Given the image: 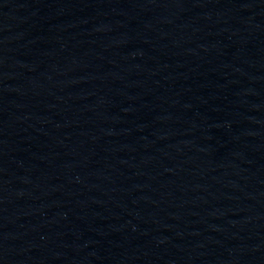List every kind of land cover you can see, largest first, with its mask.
Here are the masks:
<instances>
[{"label": "water", "instance_id": "95a60500", "mask_svg": "<svg viewBox=\"0 0 264 264\" xmlns=\"http://www.w3.org/2000/svg\"><path fill=\"white\" fill-rule=\"evenodd\" d=\"M0 264H264V0H0Z\"/></svg>", "mask_w": 264, "mask_h": 264}]
</instances>
